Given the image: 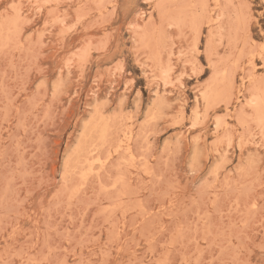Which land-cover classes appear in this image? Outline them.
Masks as SVG:
<instances>
[{
  "label": "rangeland",
  "instance_id": "1",
  "mask_svg": "<svg viewBox=\"0 0 264 264\" xmlns=\"http://www.w3.org/2000/svg\"><path fill=\"white\" fill-rule=\"evenodd\" d=\"M0 264H264V0H0Z\"/></svg>",
  "mask_w": 264,
  "mask_h": 264
},
{
  "label": "snow or ice",
  "instance_id": "2",
  "mask_svg": "<svg viewBox=\"0 0 264 264\" xmlns=\"http://www.w3.org/2000/svg\"><path fill=\"white\" fill-rule=\"evenodd\" d=\"M12 7H15V5H12Z\"/></svg>",
  "mask_w": 264,
  "mask_h": 264
}]
</instances>
